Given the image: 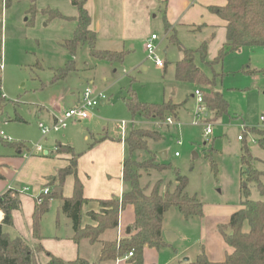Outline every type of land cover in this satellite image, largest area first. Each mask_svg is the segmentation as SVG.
Returning a JSON list of instances; mask_svg holds the SVG:
<instances>
[{
    "label": "rangeland",
    "instance_id": "obj_1",
    "mask_svg": "<svg viewBox=\"0 0 264 264\" xmlns=\"http://www.w3.org/2000/svg\"><path fill=\"white\" fill-rule=\"evenodd\" d=\"M7 2L5 34L0 47L4 65L0 71V94L5 98L0 111V155L10 153L2 140L9 138L26 146L29 151L25 150V154L32 151V154L44 155L45 150L55 157V145L59 144L70 146L78 159L103 136L118 140L121 136L118 125L122 121L125 135L133 128H148L153 138L147 139L146 149L135 152L132 157L146 166L153 157L154 163L161 162L165 167L140 169V184L147 186L146 192L159 184L163 193L167 183H173L174 169H177L187 177V194L195 195L203 204V217L186 219L176 207H170L163 215V228L178 236L172 241V247L188 248L191 255L194 249H201L196 241L202 224L205 227L214 219L225 221L246 198L264 201L258 182L247 180L241 173L245 144L253 167L260 172L259 181L264 185V148L258 145L257 135L251 130L264 127L260 121V116H264V46L228 51L219 63L208 64L206 60H212L226 43L225 31L214 29L211 42L206 41L205 60L196 55L195 63L214 79L213 88L227 102V109L215 117L204 104L197 103L195 86L177 81L174 76L182 49H196L210 37L207 30L178 25L173 29V37L166 39L165 21L156 1L142 2L132 9L129 6L126 9L124 4L121 7L124 11L117 16L109 17L118 10V4L102 13V28L96 33L95 48L122 51V59L99 58L91 54L87 44L74 53L63 45L71 37L75 21L48 18L45 11L76 14L77 8L70 0ZM151 34L158 37L155 55L165 62L164 68L148 57L145 43ZM88 85L103 92L107 97L105 102L91 110L89 119L68 122L63 129L43 136L38 124L49 123L51 113L74 105ZM131 93L140 102L178 104L176 115H166L174 123L132 115L125 104ZM199 106L202 110L196 115ZM206 127L210 128L209 133ZM240 134L244 135L243 141L237 138ZM35 145L41 150L35 152ZM220 227L219 224L221 232ZM37 258L43 262L44 255L39 252Z\"/></svg>",
    "mask_w": 264,
    "mask_h": 264
},
{
    "label": "trees",
    "instance_id": "obj_2",
    "mask_svg": "<svg viewBox=\"0 0 264 264\" xmlns=\"http://www.w3.org/2000/svg\"><path fill=\"white\" fill-rule=\"evenodd\" d=\"M71 3L77 8V15L67 17L58 10L46 9L48 18L73 19L76 25L70 38L63 41V45L74 53L77 48L87 44L91 54L104 59H122V51H100L95 48L96 32L90 29V16L84 6L85 0H72ZM209 9L226 22L225 33L226 43L221 47L212 60H206L208 64L219 63L226 52L238 51L243 47L264 46V0H226L223 6H210ZM165 38H172L173 29L168 22H164ZM182 57L176 61L174 76L177 81L187 82L202 89L204 106L211 110L215 117L227 109V102L222 93L213 88L214 79L195 63L198 55L205 60L207 44L202 42L196 49L183 48ZM165 67V66H164ZM163 67V68H164ZM1 83V77H0ZM5 98L0 96V111L3 108ZM127 109L132 115H139L146 119L156 118L160 121L167 118V114L176 115L178 104L171 101L162 103L140 102L131 93L125 99ZM257 135V143L264 148V127L251 128ZM245 132V131H244ZM153 138L148 128L137 127L126 133L124 140L127 146V156L123 161L122 178L127 186L120 199L110 198L98 200L99 212H89V216L96 222V225L81 227V206L87 201L82 196V185L75 177L73 194L64 200L62 211L70 218L74 230L73 238H87L89 242H101L99 261H109L123 258L128 252H132L129 261L132 264H142L143 251L146 248L160 249L169 245L162 232V220L164 213L170 207H176L184 218L202 216L203 204L195 195L186 192L187 177L181 175L174 169V181L168 182L163 193H160L159 184L146 192L147 186L140 184V169L152 167L160 170L165 167L161 162L154 163L155 159L150 158V164L137 162L133 157L137 151L146 149L147 139ZM5 144L13 146L16 150L24 147L19 142H8L2 139ZM244 135H241V141ZM58 151L67 150L72 153V148L66 145H58ZM70 164L61 168L56 177H51L49 182H63L64 178L76 173V157L72 153ZM241 162L244 170L241 171L247 180H255L264 195V185L259 181L260 172L253 167L252 156L246 145L242 146ZM43 201L36 206L33 213V236L38 239L37 222L39 216L46 211L47 201L50 197L57 196L49 192ZM0 210L3 218L0 221V264H86L85 260L77 258L71 261H64L59 257L46 252L40 244L31 246L21 236L10 237L5 231L6 226L12 225V210L17 209L18 200L9 196V193L2 195ZM126 205L134 208V220L130 225L128 235L119 239L101 241L100 235L107 230H115L118 226L119 211ZM246 229H243V227ZM230 228L228 234L224 229ZM224 240L232 248L225 259L220 262H212L201 252L194 260L179 261L177 264H264V201L245 199L241 202L240 208L231 213L225 227H220ZM44 252L46 261H39L37 254Z\"/></svg>",
    "mask_w": 264,
    "mask_h": 264
},
{
    "label": "crops",
    "instance_id": "obj_3",
    "mask_svg": "<svg viewBox=\"0 0 264 264\" xmlns=\"http://www.w3.org/2000/svg\"><path fill=\"white\" fill-rule=\"evenodd\" d=\"M151 1L158 3L157 7L171 29L182 25L189 29L207 30V36L210 37H206L202 42L207 40L211 42L214 29L225 31L226 22L213 13L209 7L223 6L226 4V0H85L84 6L90 16L89 27L96 33L100 32L103 20L102 13L108 7L115 8L117 4L119 5L118 10L114 12L115 14L109 16L112 17L124 11L121 8L124 4L126 9H128V6L132 9L133 6H137L139 3ZM7 3V0H0V47L5 34L4 21L6 19ZM161 5L164 7L161 8ZM76 15L77 11L76 14L64 16L73 17ZM2 52L0 50V60H3ZM79 96L75 104L78 102ZM60 110L62 109H58L57 112ZM51 121L52 113L49 116V123L46 124H50ZM69 122H81V120H70ZM124 137L121 135L118 140L106 136L97 139L95 143L90 145L84 155L76 159L75 175H67L61 183H58L57 180L52 183L49 182V179L56 177L58 170L68 165L72 153H70V156L69 153H65L68 152L67 150L65 152L58 151L59 144H56L55 157L45 150L44 155H35L29 152L25 154V150L29 151L26 146L16 150L13 146L6 144L9 146L10 153L0 155V197L5 193H9V196L18 200L17 209L11 212L12 225L4 228L8 235L10 237L21 236L31 246L40 244L46 252L64 261L81 258L85 260L86 264H132L129 261L130 256H127V254L116 260L99 261L101 242L91 243L84 237L75 240L71 220L61 209L64 200L70 198L73 194L75 177L82 185V196L87 199L81 206V227L96 225V222L90 218L89 212H99L98 200L121 198L123 192L127 190L122 178L123 161L127 156ZM85 140H88L87 136H85ZM23 188L27 189L23 190ZM44 188H49L50 192H53L55 188H59L60 193H55L57 196L48 199L46 211L39 216L37 222L39 238L36 239L33 236V213L36 206L47 196L41 193ZM39 196L42 197V201L38 203L37 198ZM229 217L223 222L214 219L212 223L205 225V227L202 224L200 238L196 241L201 245V249H194L192 255L189 253L188 248L182 250L173 248L172 242H168L163 234L169 245L160 249H144L142 264H177L181 260L184 261L183 258L185 257L188 260H194L201 252L212 262L223 261L232 248L224 240L223 233L218 230V225L227 224ZM2 218L3 212L0 210V221ZM133 220L134 208L132 205H126L119 211L117 228L102 233L99 237L100 240L119 239L128 235ZM201 223L203 222L201 221ZM128 228L129 232H127ZM165 231L162 226V232ZM177 238L178 236L174 240ZM41 253L44 255L43 261H46L47 256L44 252Z\"/></svg>",
    "mask_w": 264,
    "mask_h": 264
},
{
    "label": "built area",
    "instance_id": "obj_4",
    "mask_svg": "<svg viewBox=\"0 0 264 264\" xmlns=\"http://www.w3.org/2000/svg\"><path fill=\"white\" fill-rule=\"evenodd\" d=\"M157 36L156 34H151L150 38H148L146 40L145 43V49L148 52V57L153 59L155 61V63L157 64V66L159 68H163L164 67V61L160 58H158L155 55V50H156V45H155V41L157 40ZM4 65H3V61L0 60V71L3 70ZM194 95L196 96V101L198 104H204L203 99H202V92L200 91V89L196 88L194 90ZM0 96H3L0 94ZM4 97V96H3ZM107 99V97L103 94V92L101 91H97L93 86L88 85L86 86L81 95L80 98L78 100V102L71 106L68 107L67 109H63L60 110L58 112H54L52 113V121L50 124H45L40 122L38 124V127L40 129V132L42 133L43 136L47 135L50 132H57L60 129H63L64 127H66L67 123L70 120H83L86 118H89L91 116V110L97 106L99 103L104 102ZM202 108L199 106L197 108V112L196 115H198L201 112ZM260 121L264 122V116H260ZM165 122L167 124H173V120L170 116H168L165 119ZM118 127L121 130V135L125 136V123L122 121ZM242 129H244V126H241ZM206 133L210 132V128L206 127L205 128ZM237 138L239 140H241V134L237 136ZM7 141H10L9 138H6ZM41 148L39 145H35L34 146V151H40ZM33 152L31 151L30 154H32ZM175 156H178V153L175 152L174 153ZM27 188H23V190H26ZM50 192L49 188H44L42 189L41 193L46 195ZM42 201V197L39 196L37 198V202H41ZM132 252H128L127 256H131Z\"/></svg>",
    "mask_w": 264,
    "mask_h": 264
},
{
    "label": "water",
    "instance_id": "obj_5",
    "mask_svg": "<svg viewBox=\"0 0 264 264\" xmlns=\"http://www.w3.org/2000/svg\"><path fill=\"white\" fill-rule=\"evenodd\" d=\"M163 156H164V154L162 153V154H161V157H163ZM53 192H54V193H60V189H59V188H55V189L53 190ZM1 201H2V197H0V202H1ZM127 232H129V228L127 229ZM229 232H230V228H228L227 230H225V233H226V234H228ZM164 237H165V239H166L168 242H172L176 236H175L172 232H170V231H165V232H164ZM183 260H184V261H187L188 258L185 257V258H183Z\"/></svg>",
    "mask_w": 264,
    "mask_h": 264
}]
</instances>
